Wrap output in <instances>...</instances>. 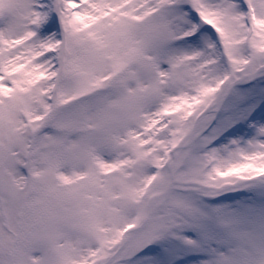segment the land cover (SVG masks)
Instances as JSON below:
<instances>
[{
    "label": "snow or ice",
    "instance_id": "obj_1",
    "mask_svg": "<svg viewBox=\"0 0 264 264\" xmlns=\"http://www.w3.org/2000/svg\"><path fill=\"white\" fill-rule=\"evenodd\" d=\"M0 264H264V0H0Z\"/></svg>",
    "mask_w": 264,
    "mask_h": 264
}]
</instances>
